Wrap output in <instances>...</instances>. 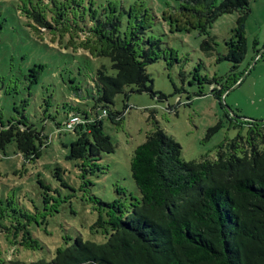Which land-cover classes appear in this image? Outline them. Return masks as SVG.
Returning <instances> with one entry per match:
<instances>
[{
    "label": "rangeland",
    "instance_id": "rangeland-1",
    "mask_svg": "<svg viewBox=\"0 0 264 264\" xmlns=\"http://www.w3.org/2000/svg\"><path fill=\"white\" fill-rule=\"evenodd\" d=\"M135 1L67 0L52 6L50 0H0V130L24 115L43 136L29 157L13 140L0 148V264L49 261L77 236L104 242L106 234L93 227L108 221L112 209L125 214L139 199L131 155L156 127L191 161L215 158L220 144L247 135L248 121L264 122V0H249L241 36L237 12L216 17L205 31L199 28L215 0H139L150 9L147 34L172 48L177 61L148 64L151 91L125 87L109 105L114 116L97 120L110 136L112 152L94 161L71 157L70 144L80 133L64 125L69 109L64 104L74 103L84 117L94 107L97 68L115 70L108 57H93L98 48L92 33L68 18L79 2L88 17L90 9L101 11L109 2L129 9ZM38 6L50 26L31 19ZM131 11L140 14L141 6ZM125 23L124 16L122 29ZM208 38L213 48L202 49ZM36 64L44 68L33 83L30 68Z\"/></svg>",
    "mask_w": 264,
    "mask_h": 264
},
{
    "label": "trees",
    "instance_id": "trees-1",
    "mask_svg": "<svg viewBox=\"0 0 264 264\" xmlns=\"http://www.w3.org/2000/svg\"><path fill=\"white\" fill-rule=\"evenodd\" d=\"M65 1L50 0L52 6ZM215 2L207 13L209 20L199 28L205 31L216 17L237 12V34L241 36L251 12L249 0ZM134 5L141 6L140 14L132 13ZM133 6L118 9L109 2L101 11L90 9L86 17L79 2L77 13L68 18L71 25L92 33L98 48L93 57H108L115 70L110 74L104 65L97 68L94 107L85 115L94 117L99 109L113 115L109 105L125 87L151 91L148 64L161 58L168 64L177 61L172 48H162L161 39L147 34L152 19L148 23L145 12L150 9L139 0ZM30 16L40 26H50L39 6ZM212 43L208 38L201 48L212 49ZM43 68V64L30 68L33 83ZM64 105L69 108L66 120L72 113L79 114L74 103ZM1 125L0 148L13 140L23 157L33 155L36 143L43 140L24 115ZM247 126V135L220 144L215 158L206 155L191 161L181 157V146L171 135L158 127L149 131L130 160L139 199H134L125 214L112 209L108 221L93 227L106 234V240L77 236L71 244L58 248L49 261L30 264H264V122L248 121ZM73 131L80 135L70 144L71 157L94 161L101 153L113 151L110 136L98 121L78 125Z\"/></svg>",
    "mask_w": 264,
    "mask_h": 264
},
{
    "label": "built area",
    "instance_id": "built-area-1",
    "mask_svg": "<svg viewBox=\"0 0 264 264\" xmlns=\"http://www.w3.org/2000/svg\"><path fill=\"white\" fill-rule=\"evenodd\" d=\"M106 110H103L100 114L91 117L90 115H85L84 117L80 116L79 114H70L68 119L64 122L65 126L71 127L73 130L78 127V125H83L85 123L97 121L102 118L106 114Z\"/></svg>",
    "mask_w": 264,
    "mask_h": 264
}]
</instances>
